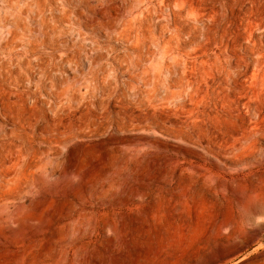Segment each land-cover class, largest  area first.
Here are the masks:
<instances>
[{
    "label": "rangeland",
    "instance_id": "rangeland-1",
    "mask_svg": "<svg viewBox=\"0 0 264 264\" xmlns=\"http://www.w3.org/2000/svg\"><path fill=\"white\" fill-rule=\"evenodd\" d=\"M45 24L86 57L0 87V264H264V0H0V63Z\"/></svg>",
    "mask_w": 264,
    "mask_h": 264
},
{
    "label": "bare ground",
    "instance_id": "bare-ground-1",
    "mask_svg": "<svg viewBox=\"0 0 264 264\" xmlns=\"http://www.w3.org/2000/svg\"><path fill=\"white\" fill-rule=\"evenodd\" d=\"M56 23H58V21ZM44 27L48 40L42 39L39 41L30 39L28 43L24 45L20 42L19 46L23 45L26 47L23 51H18L15 48L10 49L8 52L10 65L4 62L0 63V87L5 89V91L10 87L16 88L15 93H8L9 97L22 100L34 96L29 90L20 91L25 81L33 82L30 77L31 73L36 75L37 81L33 84L36 88L50 89L60 100L65 99L69 95L76 97V94H78L77 90H73L70 87L67 89H56L55 85L48 84V81H50L53 72L62 69L65 65L74 64L78 66L82 62L83 57H86L85 54L81 53V50L84 49L82 42H75L68 45V42L63 39L64 32L62 28L57 26L50 27L47 24H45ZM42 47H50L52 51L41 54L40 48ZM135 54L137 64H139L143 56L139 51ZM25 56H27V58L33 57L34 59L29 60L26 59ZM98 61V59L92 60V64L96 66L95 71L91 73L92 79L97 82V89L101 94L106 96L109 95L111 91L114 92L115 88L110 83L99 80L101 76H104L105 69L101 64L98 65ZM114 77H116V75H114ZM141 83L148 85L149 80L141 81ZM155 83L156 85L159 84V82ZM92 97H95L94 93ZM28 123L29 122L19 124L20 128L24 129L25 124ZM23 138L30 140L31 137L30 135H25ZM11 148H13L18 155L21 154L22 145L12 144L7 140L5 135H0V202H6L9 199V189L13 185H18V183L15 184V181L19 175L18 162L21 160L20 157L16 160H11L7 157L8 149L11 150ZM25 159L29 169L36 167L35 160L31 157V154L27 155Z\"/></svg>",
    "mask_w": 264,
    "mask_h": 264
}]
</instances>
